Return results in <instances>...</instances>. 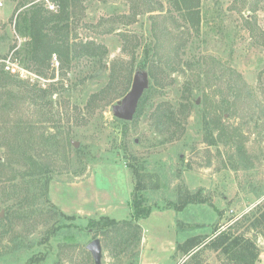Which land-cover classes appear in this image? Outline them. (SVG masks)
Returning <instances> with one entry per match:
<instances>
[{
    "label": "rangeland",
    "instance_id": "rangeland-1",
    "mask_svg": "<svg viewBox=\"0 0 264 264\" xmlns=\"http://www.w3.org/2000/svg\"><path fill=\"white\" fill-rule=\"evenodd\" d=\"M15 1L6 0L0 8V57L14 56L9 46L21 50L26 40L10 22ZM200 4V33H189L179 14L171 13L170 0H75L68 42H90L104 50L106 69L95 73L97 59L90 55L68 66L53 55L46 75L28 68L24 97L0 112L1 160L15 148L7 131L16 123L17 136L26 142L22 147L37 149L48 170L50 203L71 219L65 220L67 228L42 242L58 222L39 215L33 226L34 220L9 217L7 207L20 191L12 184L19 187L21 180H7L12 173L5 171L6 179H0V264H25L33 256L49 263L95 264L86 249L94 238L102 246L100 264H149L156 253L159 261L151 264H238L209 243L230 224L238 245H249L258 254L254 263L264 264V236L251 222L264 211V0ZM154 38L170 62L167 74L153 67L156 82L149 62L140 67L144 44ZM136 70L148 72L147 92L140 113L120 120L112 105L130 90ZM225 80L242 89L222 110L215 101L226 95ZM160 104L175 112L165 128H156L149 117ZM19 167L13 166L16 172ZM135 170L144 185V204L170 209L141 219L145 231L137 247L117 256L88 227V219L130 217L125 197L131 199ZM26 179L31 192H40L39 184ZM189 195L195 200L184 203ZM80 206L82 212H76ZM65 233L74 237L69 243ZM188 238L204 243L194 255L178 247Z\"/></svg>",
    "mask_w": 264,
    "mask_h": 264
},
{
    "label": "trees",
    "instance_id": "trees-1",
    "mask_svg": "<svg viewBox=\"0 0 264 264\" xmlns=\"http://www.w3.org/2000/svg\"><path fill=\"white\" fill-rule=\"evenodd\" d=\"M33 0H16L14 5V13L10 18V22L13 23L14 31L22 38L26 40L23 43L21 50L15 49V45H10L9 49H14V57H16L21 65L25 68L33 69L38 75H46V71L49 68V62L53 55L61 60L62 64L69 65L73 59L81 58L85 55H90L93 59H97L94 72L97 70L106 69V64L103 63L105 52L101 48H97L94 44L83 42L81 44L71 45L69 40L70 29V17L71 9L74 6L75 0H56L58 3V9L56 11L47 10L42 4L38 2H32ZM172 4V12H176L182 19V25L187 31L200 33L202 26V11L200 0H170ZM23 7V8H21ZM20 9V10H19ZM18 10V12H17ZM255 10V8H252ZM175 22L176 17L171 15ZM157 15L152 16L151 30L155 32V19ZM246 22L250 19L245 18ZM168 25V24H167ZM174 27H179L175 26ZM168 29V28H166ZM93 48V50H91ZM160 44L154 38L151 41H147L143 47V59L140 67H145L147 62L149 66V74L152 78H155L153 67H159V71L163 74H167V66L170 62L166 61L169 56H164L160 52ZM2 58V57H0ZM198 61V60H197ZM111 71V76H112ZM240 75L239 73H236ZM94 76H97L94 75ZM110 80L112 82V77ZM220 78V75L218 76ZM222 77V75H221ZM240 77V76H238ZM27 80L21 79L16 75L6 72L0 63V112L7 111L11 102H18L23 98L25 94V85ZM157 79L155 78V82ZM226 81V95L218 99L217 103L222 110L228 109V105L231 98L240 96L242 87L239 84L230 80ZM239 81V80H238ZM34 88V86H33ZM147 92L144 91L142 97L139 100L136 113V117L140 113L141 105L144 101V95ZM189 92V91H188ZM207 97L206 93L204 94ZM11 101V102H10ZM213 114L217 113L211 112ZM149 117L153 121L156 128H165L166 124H169V120L175 117V112L171 107H164L157 105L149 114ZM121 120V119H120ZM18 127L15 123L13 129H8L7 132L11 133L10 138L13 139V148L7 150L4 154L3 160L0 158V179H6L4 176L5 171L12 173L11 177H7V180L12 181L15 178H19L21 181L17 186L12 184V187L20 189V191L13 195L15 201L7 207L9 217H17L23 221L34 220L33 226H36L40 222L38 216H44V219L50 221L54 220V223L58 222V225L52 224L49 229V233L45 235L42 242L49 237H52L60 228H67L65 220L71 219V216L59 210L54 204H51L47 195L48 184L50 180L48 170L45 164H42L38 159V150L28 145V149L22 147V144H26L25 139L20 140L17 136L14 128ZM22 130V129H21ZM20 134V133H19ZM3 134H1L2 136ZM32 150L33 152H30ZM14 165H19L22 168H13ZM136 171L138 179L135 186L132 189L130 206L131 215L129 218L115 219L107 215H101L97 218H89L88 227L94 229V231L103 237L105 245L112 251L113 255H120L126 253L129 248H136L142 235V228L138 223L139 219L147 217L153 210L151 206L144 204L146 197L143 194V183L141 181L140 173ZM16 172V174H13ZM26 177H30V184L34 182L39 184L40 192H31L30 186L27 185L29 180ZM22 190V191H21ZM12 191V190H11ZM22 192V195H21ZM44 199H43V198ZM195 195H189L188 199L184 201L193 202ZM44 200V201H43ZM44 203H47L45 205ZM167 206H157V209H165ZM44 214V215H43ZM11 220V218H10ZM9 222L11 223V221ZM254 228L264 236V211L259 214L257 218L251 221ZM8 223L7 225H10ZM45 224V222H43ZM232 228V224L228 225L225 229L219 231L214 238L209 242L210 247L213 249H219L226 253L233 263L238 264H254L258 254L253 253L250 250L249 245H238V237L230 235L229 231ZM65 241L68 242L74 237L69 233H65ZM192 238V237H191ZM188 238L184 243L178 247L184 250V254L195 250L201 243L196 240L191 241ZM194 237L192 238V240ZM47 242V240L45 241ZM69 243V242H68ZM197 252V251H196ZM194 252L192 255H194ZM191 255V256H192ZM42 257H29L25 264H60L59 261L49 263L47 260L44 262ZM42 259V263L39 261Z\"/></svg>",
    "mask_w": 264,
    "mask_h": 264
},
{
    "label": "water",
    "instance_id": "water-1",
    "mask_svg": "<svg viewBox=\"0 0 264 264\" xmlns=\"http://www.w3.org/2000/svg\"><path fill=\"white\" fill-rule=\"evenodd\" d=\"M149 77L148 72L145 70H136L133 76L132 84L130 90L115 104L112 105V111L116 118L130 121L133 119L140 98L142 97L144 91L148 88ZM72 144L77 147L78 142L72 141ZM2 214L0 213V216ZM86 249L91 253L95 264L101 263L102 257V246L99 238H94L90 240Z\"/></svg>",
    "mask_w": 264,
    "mask_h": 264
},
{
    "label": "built area",
    "instance_id": "built-area-1",
    "mask_svg": "<svg viewBox=\"0 0 264 264\" xmlns=\"http://www.w3.org/2000/svg\"><path fill=\"white\" fill-rule=\"evenodd\" d=\"M5 1L6 0H0V8H2L5 5ZM34 1L42 4L49 11H56L59 7L56 0H34ZM11 55L12 53H9L5 57L0 58V63L3 66V69L6 72L16 75L21 79L24 80L29 79V76L27 75L28 68L23 67L19 62V60Z\"/></svg>",
    "mask_w": 264,
    "mask_h": 264
},
{
    "label": "crops",
    "instance_id": "crops-1",
    "mask_svg": "<svg viewBox=\"0 0 264 264\" xmlns=\"http://www.w3.org/2000/svg\"><path fill=\"white\" fill-rule=\"evenodd\" d=\"M130 195H131V192H130ZM126 198H127V199H126ZM125 199H126L125 202H126L127 206L130 207V205H129V203H130V202H129V200H130V199H129V194H128L127 197H125ZM169 209H170V208H165V209H155V210H152L151 212H153V211H157V210H159V211H164V210H169ZM83 210H84V209H83ZM76 212H80V213H81V212H82V207L80 206L79 208H77V209H76ZM151 212H150V213H151ZM130 214H131V207H130ZM103 215H106V214H103ZM149 215H150V214H149ZM149 215H148V216H149ZM148 216H147V217H148ZM147 217H145V218H147ZM142 219H144V218H142ZM138 223H139V224L141 223V219L138 220ZM140 226H141V225H140ZM141 228L145 231V228H144L143 226H141ZM144 241H145V239H144ZM174 244H175V243H174V240H173V239H170V247H169V249H170V251H171L170 255L173 254V251H174V249H175V248H174ZM176 244H177V243H176ZM201 244H202V243H201ZM203 244H204V243H203ZM205 244H206V243H205ZM145 248H147V247H145ZM148 248H153V247L150 246V245L148 244ZM198 248H199V247H198ZM195 249H196V248H195ZM211 249L214 250V251L216 250V249H213L212 247H211ZM143 250H144V246H143V249H142L141 257H142L143 260H145V253H143ZM198 250H199V249H198ZM217 250H218V249H217ZM196 251H197V250H195V251L193 250V251H191V253H189V254H193V253L196 252ZM215 252H216V251H215ZM152 255H153V256L155 255V256L153 257V258H154L153 260L149 261V264H151V262H156V261L158 262V261H159V260H158V258H159V257H158L159 254H158V253H156V254H152ZM254 264H256V262H255Z\"/></svg>",
    "mask_w": 264,
    "mask_h": 264
}]
</instances>
